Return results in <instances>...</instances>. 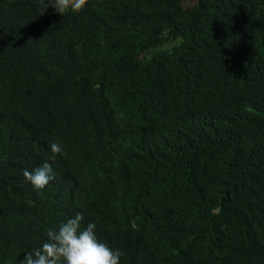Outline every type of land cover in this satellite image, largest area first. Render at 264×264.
<instances>
[{
  "label": "trees",
  "instance_id": "16d2710c",
  "mask_svg": "<svg viewBox=\"0 0 264 264\" xmlns=\"http://www.w3.org/2000/svg\"><path fill=\"white\" fill-rule=\"evenodd\" d=\"M46 3L0 0V264L77 213L119 264H264V0Z\"/></svg>",
  "mask_w": 264,
  "mask_h": 264
},
{
  "label": "clouds",
  "instance_id": "9594fccd",
  "mask_svg": "<svg viewBox=\"0 0 264 264\" xmlns=\"http://www.w3.org/2000/svg\"><path fill=\"white\" fill-rule=\"evenodd\" d=\"M86 3L87 0H47L41 14L51 8L55 13L63 15L67 10H81ZM50 148L53 156L63 152L62 145L55 142L50 143ZM23 175L35 189H43L55 178L47 162L34 171L25 169ZM83 220V215L77 213L61 223L58 229H50L47 242L26 254L22 264H119L121 251L101 243L95 233L96 224L88 223L82 227Z\"/></svg>",
  "mask_w": 264,
  "mask_h": 264
},
{
  "label": "rangeland",
  "instance_id": "374dc122",
  "mask_svg": "<svg viewBox=\"0 0 264 264\" xmlns=\"http://www.w3.org/2000/svg\"><path fill=\"white\" fill-rule=\"evenodd\" d=\"M166 45H167V46H170V45H171V42H168Z\"/></svg>",
  "mask_w": 264,
  "mask_h": 264
}]
</instances>
